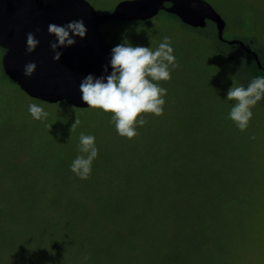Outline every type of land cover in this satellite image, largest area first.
Returning <instances> with one entry per match:
<instances>
[{
	"label": "rangeland",
	"instance_id": "374dc122",
	"mask_svg": "<svg viewBox=\"0 0 264 264\" xmlns=\"http://www.w3.org/2000/svg\"><path fill=\"white\" fill-rule=\"evenodd\" d=\"M85 1L100 15L133 0ZM203 1L225 21L226 39L247 41L252 50L264 48V0ZM101 30L111 48L128 43L155 50L164 37L170 38L179 67L169 81L159 82L167 89L164 113L145 114L148 123L128 140L116 133L111 113L30 99L4 77L0 50V163H6L0 167V232L5 234L0 236V264H83L76 254L58 251L56 256L48 247L51 241L61 246L76 240L77 252L83 237L88 250L97 246L96 238L104 244L116 236L115 247L122 253L120 244L129 232L135 252L131 260L123 256L117 263L264 264V105L252 109L253 118L243 132L228 119L235 102L225 99L229 88L241 86L233 75V68H239L215 51L214 26L195 31L162 12L150 21L108 22ZM237 55L242 56L239 48L227 54ZM30 103L40 105L56 125L34 120ZM77 118L81 126L110 120L94 136L101 143L106 140L112 153L102 162L99 152L87 180L70 171L81 154L70 141L61 140L54 157L44 160V148L55 140L68 135L79 141L83 131L72 129ZM32 130L45 134L34 139L38 134ZM7 164L21 167L15 171ZM187 184H203L204 190H188ZM99 196L123 207L114 214L110 210L114 225L92 235L94 220L83 223L79 218L99 209L93 200ZM67 222L77 226L69 229ZM42 235L47 236V248L39 246Z\"/></svg>",
	"mask_w": 264,
	"mask_h": 264
},
{
	"label": "water",
	"instance_id": "95a60500",
	"mask_svg": "<svg viewBox=\"0 0 264 264\" xmlns=\"http://www.w3.org/2000/svg\"><path fill=\"white\" fill-rule=\"evenodd\" d=\"M166 3L171 6L166 8ZM162 11L194 29H204L210 21L217 27L219 40H224L225 21L203 0L124 1L105 15H99L85 0H0L4 71L33 99L49 104L66 102L77 109H89L81 99V80L89 73L104 75L103 66L110 59L111 47L101 26L108 22L149 21ZM81 19L88 29L87 38H77L75 46L60 49L63 56L59 62L55 61L50 47L55 37L49 34L48 26ZM28 33H33L39 41L31 54L27 52ZM236 43L241 42L232 41L230 45ZM29 63L37 65L31 77L24 75L25 65Z\"/></svg>",
	"mask_w": 264,
	"mask_h": 264
},
{
	"label": "clouds",
	"instance_id": "9594fccd",
	"mask_svg": "<svg viewBox=\"0 0 264 264\" xmlns=\"http://www.w3.org/2000/svg\"><path fill=\"white\" fill-rule=\"evenodd\" d=\"M48 31L55 37L50 47L54 53L53 59L57 62L63 56L60 49L75 46L77 38L86 39L88 34L83 19L69 21L63 25L50 24ZM128 31L125 29V32ZM26 43L29 54L35 52L39 46V41L33 33H28ZM178 67L168 37H164L155 50L150 46L118 43L111 48L110 59L103 66L104 75L89 73L82 78L81 99L93 110L111 113L116 133L132 140L138 135L137 129L148 123L145 114L157 117L163 115L167 89L160 86L159 82L169 81L172 71ZM36 69L35 63L27 64L24 75L31 77ZM225 100L235 102L228 113V119L241 132L245 131L253 118L252 109L264 101V76L254 77L246 87L232 86L228 89ZM28 112L34 120H44L48 116V113L35 103L28 105ZM78 124L77 118L72 129ZM78 152L81 154L71 162L70 171L77 178L87 180L99 155L95 136L82 133L79 137Z\"/></svg>",
	"mask_w": 264,
	"mask_h": 264
},
{
	"label": "trees",
	"instance_id": "16d2710c",
	"mask_svg": "<svg viewBox=\"0 0 264 264\" xmlns=\"http://www.w3.org/2000/svg\"><path fill=\"white\" fill-rule=\"evenodd\" d=\"M113 11L114 10L112 9V10H110L108 12H103V14H100V15L111 14ZM162 12H160V13H162ZM163 15L167 16V18H169V19H173V20L178 21L179 23H182L174 15L168 14L166 12H163ZM135 22H138V21H133L131 23H135ZM113 23H117V24L123 25V24L130 23V22H126V23L113 22ZM208 25H211V24H208V22H207V26L204 29H196V28L194 29L192 27H190V28H192L195 31H199V32L202 31V32H204V31H207L208 30ZM184 26L186 27V25H184ZM212 26H214V25H212ZM214 28L216 29V33H217V35H215L216 36L215 37V44H216L215 46L216 47H214V49L224 59H227L230 62H236L234 64V66H238L237 68H239V69H236L235 70L233 68V75L235 77H236V75H238L237 76V79L239 80V83H241V86L246 87L248 85V83L254 77L264 76V48L263 47L258 48L259 50H253L255 52V54H254V57L255 58L251 54H242V56H238L237 55V57L235 56L233 60H230V58L227 56V54L230 55L231 50L237 49L238 47L235 46V45L232 46L230 44H229V47L226 46V45H223L220 42L219 38H218L217 27L214 26ZM225 29H226V27H225ZM225 29H224V32H225ZM243 43H245V45L248 46V42L247 41H244ZM217 46H220V48L221 47H224V48L219 49V47L217 48ZM225 47H228L229 50L228 51H225L224 50ZM0 50L2 51V53L5 54V50H3L2 48H0ZM183 63H185V62H183ZM2 70H3L4 74H5L4 77L8 80V82L14 84L15 87H17L19 89L20 87L5 73L4 67H3V58H2ZM30 99H32L34 101L41 102V103L43 102L41 100L33 99L31 97H30ZM262 102H263V105H264V101H262ZM43 103H46V102H43ZM59 103H66V102H59ZM47 104H49V103H47ZM56 104H58V103H56ZM67 106H69L70 109H74L75 108V107H73V106H71L69 104H67ZM75 109H77V108H75ZM46 120L48 121V124L49 125L50 124L56 125L54 123V121L49 116H47V119L37 120V122L41 124V122H43V121L45 122ZM62 121L64 122V124L66 126L67 125L68 126L72 125V120H70V119H63ZM98 122H99V120H95V121H92L91 123L86 124V125H82V126L81 125H77L74 128L82 130L83 131V134H85V135H95L96 133H98L97 131H100L98 129V127L99 128L102 127V126H104V128L108 127L107 124H109L110 120L103 119V122L101 121V125H99ZM73 123H75V121ZM57 124L60 125V122H57ZM92 128H94V131L93 132H92ZM147 129H149V128H147ZM32 132L38 134V137L37 138L35 136L33 137L34 139L42 138L44 136V134H45V132H36L35 130H32ZM7 138H9V136H7ZM95 138H96V144H97V147L99 149V152L102 151V153H103V156L101 158L102 159V162L103 161H107V158L110 157V155H111L112 152H111V150L109 148L106 147V143H107L106 140H104V143H101V140L102 139L100 137L97 138L95 136ZM57 140H55L50 146L44 148V151L43 152H44V160L45 161L47 160V158L48 159H52L54 157L53 152L55 151L58 143L61 140L70 141L72 143L71 144L72 149L75 150V151H78L79 141L74 142L71 139L70 136L67 135V136L61 137V138H59ZM77 154H78V152H77ZM3 162L4 161H2L0 163V167H2V165L6 166V163L5 162L3 163ZM46 164H47V168H46V170H47L48 169V166L50 164L49 163H46ZM7 165H9V164H7ZM9 166H10V168H8V169H12V170L13 169L15 170V169H18V168L21 167V166H14V168H13V166H11V165H9ZM104 175H106V173H104ZM125 181H126V178H125ZM98 184H99V181H95L94 182V185L95 186H97ZM185 187L188 190H189V188H191L190 187V184L185 185ZM203 187H204L203 184H201L199 186L196 185L195 187H192V188H195V189L198 188L199 190L203 191L204 190ZM25 188H27V187H25ZM89 188H92V187H89ZM24 191H25V189H24ZM37 194L40 196V198L41 197H42V199L44 198V196H43L44 193L42 191H40ZM84 196L86 197V195H84ZM93 200L96 203V205L99 206V209L97 208L94 211V214H92V215L86 213L85 215H81V217L79 218V219H82L81 221L83 223H88V222H90L91 219L94 220L92 222V224L89 226V232H91L92 235L96 232L97 229H100L102 226H108L109 227L111 225H114L115 224L114 223L115 220L114 219H111V217H110L111 214H109L110 213V210L113 212L112 214H114V213H117L118 211H120L122 209V207H123L122 205H118V202H111L108 197L105 198V197L99 196V197H94ZM119 208H120V210H118ZM102 219H103V222L101 223L100 221H102ZM77 222H75V223H69V222H67L68 228L69 229H72L73 227L75 228V226H77L76 225ZM95 222H98V224L100 226L95 227L94 226V223ZM0 236H5L3 230L0 232ZM131 236H132L131 235V232H129L128 234H126L124 236V240H122V243L123 244H120V245H122V253H120L119 251L117 252V249L115 247V245L117 244L116 242H114V240L117 239L116 236L110 237L109 240H106V243H104V244H102L98 240V238H96L95 239L96 241L94 242V245H97V246H94L93 249H91V247H90V249H88V250H86L85 247H84L86 237H83L82 243L80 244L81 250H84L83 253L81 252V250H78L77 251L78 253L75 251V249L73 250L74 244L77 243L76 240H73L70 243H66V244L60 242V245L61 246L57 245L56 240H53V241H51V243H50V245L48 247L51 248V250H52L51 252L54 253L56 256H59L60 255V253L58 251L63 252V255L65 254L66 256L67 255L73 256V255L76 254V256L80 257L81 263H83V264H121L120 262L117 263V261L120 258H122L123 256L125 258H129L131 256L130 253L131 252H135V247H134L135 245H134V242L131 240ZM42 237L43 238L39 242V246H42L43 248H47V245L44 242V240L46 239L47 236L44 237V235H42ZM104 238L105 237H103V239ZM78 243H80V242H78ZM13 247L16 248L15 245ZM23 247H24V245H21V247H19V249L21 250V249H23ZM9 248H11V247H9ZM125 251H127L128 253H126ZM48 253H50V252H48ZM52 253H50V254H52ZM125 258H123V259H125ZM129 260H131V258H129ZM44 264H47V263L44 262Z\"/></svg>",
	"mask_w": 264,
	"mask_h": 264
},
{
	"label": "flooded vegetation",
	"instance_id": "af4514ba",
	"mask_svg": "<svg viewBox=\"0 0 264 264\" xmlns=\"http://www.w3.org/2000/svg\"><path fill=\"white\" fill-rule=\"evenodd\" d=\"M171 5H170V3H166L165 4V7L166 8H169ZM163 12H165V11H163ZM150 21V20H149ZM139 22V21H138ZM208 24H211V25H214L215 27H216V25L214 24V23H212V22H210V21H208ZM223 45H226V46H228L229 47V44L232 42V41H230V40H228V39H226L225 37H224V40L223 41H220ZM236 42H238V41H236ZM241 43H243V42H241ZM241 43H236V44H234L235 46H237L239 49H240V53L241 54H251L253 57H254V54H255V52L252 50V49H250V47H249V45L248 46H246L245 45V43H243V45L241 44ZM233 46V45H232ZM234 57H230V59H233ZM255 58V57H254Z\"/></svg>",
	"mask_w": 264,
	"mask_h": 264
}]
</instances>
